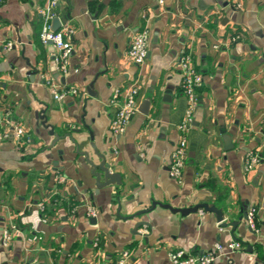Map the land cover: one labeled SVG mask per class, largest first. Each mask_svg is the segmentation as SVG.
<instances>
[{"label": "crops", "instance_id": "1", "mask_svg": "<svg viewBox=\"0 0 264 264\" xmlns=\"http://www.w3.org/2000/svg\"><path fill=\"white\" fill-rule=\"evenodd\" d=\"M45 1L0 0V132L24 131L19 143L0 141V264H113L124 253V264H170V251L230 242L241 250L211 264H264V0H237L236 8L225 0H56L58 29L70 31L65 73L54 47L39 41ZM142 27L147 54L135 66L125 52ZM183 54L201 86L175 180L167 169L187 106ZM133 82L136 112L113 135L109 99ZM50 85L76 94L54 101ZM91 143L120 185L95 189L76 152L97 163ZM250 154L257 162L246 171ZM160 204L213 205L226 227L212 213L182 216ZM250 207L254 229L241 218Z\"/></svg>", "mask_w": 264, "mask_h": 264}, {"label": "built area", "instance_id": "2", "mask_svg": "<svg viewBox=\"0 0 264 264\" xmlns=\"http://www.w3.org/2000/svg\"><path fill=\"white\" fill-rule=\"evenodd\" d=\"M226 4L231 8L238 7L237 0H225ZM161 3V1H159ZM56 5V0H46L42 9L41 16L44 21V26L39 34V41L42 44L50 43L55 51L56 55L54 62L59 72L65 73L67 59L71 53V45L67 39L70 31L65 28L57 29L56 31H50L48 22L53 18L52 9ZM149 38V31L146 27L138 29L130 42L128 43L125 55L129 63L135 66L142 65L145 61L147 54V42ZM12 44L7 42L2 49L9 50ZM178 69L180 73V93L186 98L187 106L184 112L183 118L177 125L179 132V139L176 146L170 156V161L167 169V175L171 179H179L181 176V169L184 165L185 149H186V132L191 123V114L196 105V90L201 86V76L198 74L190 61L188 55H181L178 62ZM135 82L120 94L119 91H113L111 98L109 99V105L113 107L114 114L110 120L109 131L113 135H120L123 133L129 119L136 112L135 96L137 94ZM51 97L54 101H60L67 95H74L76 91L74 88L58 89L54 85H50ZM24 137L23 129L18 125H11L10 128H3L0 132L1 140H10L15 143L21 142ZM257 162L255 155H248L244 161V170L249 171L252 166ZM256 209L250 207L246 210V223L250 229H254V218ZM86 216L92 218L95 216V210L88 206L86 208ZM10 241V232L5 230L2 234V245H6ZM241 247L237 242H230L225 247L220 244H214L212 249L203 253L188 254L181 250H174L167 253V258L170 264H211L217 256L225 251L227 254L240 251ZM123 257L117 260L113 264H124ZM94 264H101L95 262Z\"/></svg>", "mask_w": 264, "mask_h": 264}, {"label": "water", "instance_id": "3", "mask_svg": "<svg viewBox=\"0 0 264 264\" xmlns=\"http://www.w3.org/2000/svg\"><path fill=\"white\" fill-rule=\"evenodd\" d=\"M60 26L59 20L56 17H53L50 20V31H56L58 27ZM88 92V91H87ZM143 112L144 111H141ZM43 122L41 125H43L45 128H48V134L53 135L52 128L45 124L44 118H42ZM59 137L54 135V140L56 141ZM90 147L92 149L93 155L98 159L97 163H93L89 158L87 153L85 152H79L76 147V152L79 155H82L85 159V162L90 166V175L92 178H94V187L96 190H100L102 188L108 187L110 185H120V176L116 173H111L109 165L105 162V158L103 155L99 154L95 148L93 147L92 143L90 144ZM155 206L154 203H152V207ZM159 207L163 209H167L171 213H178L179 215L185 216L190 213H195L197 210H202L206 213H212L215 217L216 222L219 224L220 227L224 228L226 227V223L223 221V213L220 209L215 208L213 205L208 204H198L193 207L189 208H182V209H175L171 208L168 205H158ZM241 218L246 219V210H243L241 213ZM91 223H94V219H90Z\"/></svg>", "mask_w": 264, "mask_h": 264}, {"label": "trees", "instance_id": "4", "mask_svg": "<svg viewBox=\"0 0 264 264\" xmlns=\"http://www.w3.org/2000/svg\"><path fill=\"white\" fill-rule=\"evenodd\" d=\"M58 202H59L58 196H54L50 200V204L53 205V206H56L58 204Z\"/></svg>", "mask_w": 264, "mask_h": 264}]
</instances>
